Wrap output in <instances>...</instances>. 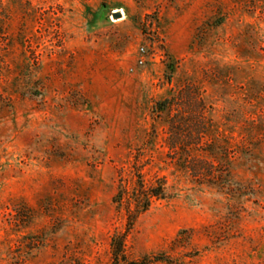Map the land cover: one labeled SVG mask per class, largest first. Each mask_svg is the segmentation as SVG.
Instances as JSON below:
<instances>
[{
  "label": "rangeland",
  "instance_id": "rangeland-1",
  "mask_svg": "<svg viewBox=\"0 0 264 264\" xmlns=\"http://www.w3.org/2000/svg\"><path fill=\"white\" fill-rule=\"evenodd\" d=\"M136 152L130 258L264 264V0H0V264H109Z\"/></svg>",
  "mask_w": 264,
  "mask_h": 264
},
{
  "label": "trees",
  "instance_id": "trees-1",
  "mask_svg": "<svg viewBox=\"0 0 264 264\" xmlns=\"http://www.w3.org/2000/svg\"><path fill=\"white\" fill-rule=\"evenodd\" d=\"M167 103V99L156 103V105L159 104L158 111L163 110ZM169 124V127L173 129V123L170 121ZM169 147L173 150L175 145L170 144ZM142 167L140 155L136 152L130 165V175L126 176L122 168L117 171L116 190L111 201L116 215L124 220V224L122 230L111 235L109 264H154L168 260L163 254L132 259L126 252L127 237L138 218L149 210L154 201L165 197L163 179H156L151 183L146 181Z\"/></svg>",
  "mask_w": 264,
  "mask_h": 264
},
{
  "label": "built area",
  "instance_id": "built-area-1",
  "mask_svg": "<svg viewBox=\"0 0 264 264\" xmlns=\"http://www.w3.org/2000/svg\"><path fill=\"white\" fill-rule=\"evenodd\" d=\"M140 58H139V60H138V64H143V62H144V59H143V57H144V54L146 53V50H145V48L144 47H141L140 49Z\"/></svg>",
  "mask_w": 264,
  "mask_h": 264
},
{
  "label": "water",
  "instance_id": "water-1",
  "mask_svg": "<svg viewBox=\"0 0 264 264\" xmlns=\"http://www.w3.org/2000/svg\"><path fill=\"white\" fill-rule=\"evenodd\" d=\"M121 16H122V14L119 11H115V12L112 13V17H114L115 19H117V18H119Z\"/></svg>",
  "mask_w": 264,
  "mask_h": 264
},
{
  "label": "bare ground",
  "instance_id": "bare-ground-1",
  "mask_svg": "<svg viewBox=\"0 0 264 264\" xmlns=\"http://www.w3.org/2000/svg\"><path fill=\"white\" fill-rule=\"evenodd\" d=\"M123 16H124V13L122 12Z\"/></svg>",
  "mask_w": 264,
  "mask_h": 264
}]
</instances>
